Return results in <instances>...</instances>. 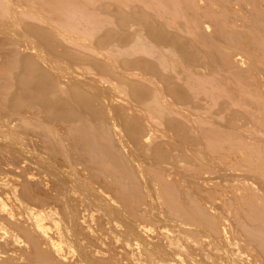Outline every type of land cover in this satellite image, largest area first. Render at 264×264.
I'll use <instances>...</instances> for the list:
<instances>
[{"label":"rangeland","instance_id":"1","mask_svg":"<svg viewBox=\"0 0 264 264\" xmlns=\"http://www.w3.org/2000/svg\"><path fill=\"white\" fill-rule=\"evenodd\" d=\"M262 11L264 0H0V185L11 198L25 167L59 181L64 219L32 208L62 230L67 264H264ZM88 132L115 149L117 172L72 154ZM80 164L95 186L73 174ZM16 202L28 224L31 206Z\"/></svg>","mask_w":264,"mask_h":264},{"label":"bare ground","instance_id":"2","mask_svg":"<svg viewBox=\"0 0 264 264\" xmlns=\"http://www.w3.org/2000/svg\"><path fill=\"white\" fill-rule=\"evenodd\" d=\"M202 1V0H201ZM229 2V1H228ZM227 2V3H228ZM231 2V1H230ZM260 2H261V0H260ZM226 3V4H227ZM244 4H245V2H243ZM246 3H249V2H246ZM255 3V2H254ZM250 4V3H249ZM263 4V3H262ZM229 5H231V4H228V7H230ZM239 6V5H238ZM238 6L236 5V7L234 6H232V9H234L236 12H238V13H240V9L238 8ZM227 7V6H226ZM231 8V7H230ZM256 9V8H255ZM244 11V10H243ZM247 11V10H246ZM262 12H264V11H262ZM243 15V14H242ZM247 15V14H246ZM236 16V15H235ZM241 17V16H240ZM244 17V16H243ZM249 17H250V15H249ZM247 18V17H246ZM239 19H241V18H239ZM248 22H250L249 20H247ZM252 23V22H251ZM247 34V33H246ZM248 35V34H247ZM41 41V40H40ZM1 53V52H0ZM233 55V54H232ZM232 55H230V56H232ZM236 55V54H235ZM228 58V57H227ZM230 58V57H229ZM48 60V59H47ZM46 60V61H47ZM229 60V59H228ZM227 60V61H228ZM232 60H234L236 63L238 62H240L241 60H240V58H238V57H236V56H234V58H232ZM231 60V61H232ZM45 61V60H44ZM45 61V62H46ZM228 64V63H227ZM226 64V65H227ZM240 64V63H239ZM52 65V64H51ZM230 65V64H229ZM37 66V65H36ZM40 66V65H39ZM39 66H37L38 68H36L35 66H34V68H32V71H31V69L29 70L30 72H31V76H30V79H29V81H27L28 83H30L31 82V92H30V94H28V96H31V97H37L38 95V93L35 91V89H36V86L39 84V82H40V80H38V77L40 76H42V73H46L45 71H44V69H42V67H39ZM228 66V65H227ZM52 67V66H51ZM39 68H41L42 69V71L43 72H41L40 70H39ZM6 69V68H5ZM4 70V69H3ZM25 71H26V69H25ZM9 75V74H8ZM46 75L47 74H45V76H44V74H43V76L44 77H46ZM6 77V76H5ZM13 77V76H12ZM22 79V78H21ZM26 79V78H25ZM32 79V80H31ZM43 79H45V78H43ZM7 80V79H6ZM48 79H46V81H47ZM7 82V81H6ZM43 82V81H42ZM48 82H50L49 80L47 81V83L46 84H48ZM44 83V82H43ZM46 84H43L44 86H46ZM51 84V83H50ZM39 86V85H38ZM48 86V85H47ZM8 87V86H7ZM50 87V86H49ZM20 88V87H19ZM29 88V89H30ZM45 88H47V87H45ZM25 90H26V87H25ZM47 90V89H46ZM55 90V89H54ZM47 91H49V88H48V90ZM53 91V90H52ZM43 93L45 94V90L43 91ZM43 95V94H42ZM48 95V94H47ZM47 95H46V97H47ZM82 95V94H81ZM26 96V95H25ZM84 96V95H83ZM46 97H42L41 95H40V97L38 98V99H41L40 101H41V104L43 103V101H44V98H46ZM45 100H47V102H48V99L46 98ZM29 101V100H28ZM39 101V102H40ZM64 101V100H63ZM29 103V102H28ZM46 103V102H45ZM51 103V102H50ZM62 104V103H61ZM87 104V103H86ZM42 105H44V103L42 104ZM48 105H49V103H48ZM48 105H47V103H46V105L45 106H47L48 107ZM56 105V104H55ZM59 106V105H58ZM62 106V105H61ZM46 107V108H47ZM49 107H51V106H49ZM63 107V106H62ZM60 108V107H59ZM58 108V109H59ZM67 108V107H66ZM48 110H49V108H48ZM62 110V109H61ZM50 111V110H49ZM72 112V111H71ZM11 113V112H10ZM51 113V112H50ZM57 113V112H56ZM7 116V115H6ZM66 116V115H65ZM103 116V115H102ZM41 119V118H40ZM91 119V118H90ZM49 122V121H48ZM90 122V121H89ZM15 123V122H14ZM33 124V123H32ZM92 125V124H91ZM60 126V125H59ZM80 126V125H79ZM25 127V126H24ZM64 127V126H63ZM62 128V127H61ZM65 128V127H64ZM67 128V127H66ZM17 129V128H16ZM56 130V129H55ZM66 130V129H65ZM72 130V129H71ZM5 132V131H4ZM61 132V131H60ZM99 132V131H98ZM77 133V132H76ZM92 133H96V132H91L90 134H89V132L87 133V134H78L77 136L78 137H76V138H74L73 137V135H72V137H73V145L71 146V147H75L74 148V151H73V155H75V153L77 152V150H79V149H81L82 147V150H79L77 153H78V155H82V157L83 156H87L88 158L90 157V158H92L93 157V159L96 157V160H95V162L98 160V158H99V160L101 161V162H103V164L102 163H100L99 162V164L100 165H104V163L109 167V168H111L112 170L114 169V166H118V165H120V163L121 162H116L117 161V157H116V153H114L113 152V150H115V149H112L111 148V146H109L108 145V143H106V141H107V139H106V141H105V138L104 137H102L101 135H103V134H101V135H99V134H97V135H94V134H92ZM68 134V133H67ZM68 135H70V133L68 134ZM68 135H66L65 134V136H68ZM70 135V136H71ZM55 136H56V134H55ZM74 136H76V135H74ZM57 138V137H56ZM134 138V137H133ZM65 140H66V137L64 138ZM69 139V138H68ZM67 139V140H68ZM109 140V139H108ZM69 141H70V139H69ZM69 141H64L65 143H69ZM7 142V141H6ZM29 143H31V142H29ZM35 144V143H34ZM59 144V143H58ZM67 145V144H66ZM70 146H69V148H70ZM19 147V146H18ZM23 147V146H22ZM67 147H68V145H67ZM78 147H81V148H79V149H77L76 151H75V149L76 148H78ZM28 148V147H27ZM73 148H71L72 150H73ZM7 149V148H6ZM23 150V149H22ZM68 151H70V149L68 150ZM26 152V151H25ZM2 154V153H1ZM5 154V153H4ZM77 155V154H76ZM7 156V155H6ZM10 156V155H9ZM60 156V155H59ZM62 156V155H61ZM5 157V156H4ZM79 157V156H78ZM81 156H80V159L82 158ZM85 157H83V158H85ZM5 158H7V157H5ZM4 158V159H5ZM45 158V157H44ZM70 158V157H69ZM88 158H85V159H88ZM90 158L88 159L89 160V164H91V165H89V167H88V169H94L95 170V168H92L93 166L95 167L97 164H98V162H96L93 166H92V161H93V159H92V161H90ZM8 159L9 158H7V161H8ZM58 159V158H57ZM20 160V159H19ZM28 160V159H27ZM59 160V159H58ZM62 160V159H61ZM65 160V159H64ZM70 160H72V161H74L73 159H70ZM76 160H78V164H79V162H80V160L77 158ZM88 160H86V161H88ZM4 161H6V160H4ZM14 161H16V160H14ZM83 161H85L84 159H83ZM83 161L81 160V163H83ZM85 161V162H86ZM10 162V161H9ZM17 162V161H16ZM27 162V161H26ZM45 162V161H44ZM48 162V161H47ZM70 162V161H69ZM75 161H74V163H76ZM84 162V163H85ZM4 163V162H3ZM24 163V162H23ZM55 163H56V160H55ZM77 163L75 164V165H77ZM11 164V163H10ZM9 164V165H10ZM12 164H13V162H12ZM73 164V163H72ZM99 164H98V168H96V170H98L99 171V167H101V166H99ZM3 165H8V164H3ZM3 165H1V166H3ZM16 165H18V164H15V166ZM60 165V164H59ZM74 165V164H73ZM81 166L83 165V164H80ZM85 165V167L84 166H82L83 168L82 169H84V170H77L78 172H76V170H73V174L76 176L77 175V177H79L80 178V180H81V182H85V184H88V186H95L94 184H96V181H95V178H96V176H97V174L95 175V177H93L94 175H93V173H94V171H92V172H90L91 170H87V167H86V165H88V164H84ZM106 165H104V166H106ZM20 166V165H19ZM64 166H66V164H64ZM63 166V167H64ZM78 166V165H77ZM91 166V167H90ZM106 166V167H107ZM122 166V165H121ZM120 166V167H121ZM5 167V166H4ZM4 167H2V168H4ZM11 167V166H10ZM107 167V168H108ZM6 168V170H7V168H9L8 166L7 167H5ZM12 168V167H11ZM10 168V169H11ZM17 168V166L15 167V169ZM20 168V167H19ZM76 168V167H75ZM77 168H80V167H77ZM85 168H86V170L87 171H89L88 173H90V174H88V175H91L92 174V177L91 176H88L87 175V171L85 170ZM103 168L104 167H102V170H103ZM123 168V167H122ZM121 168V169H122ZM9 169V170H10ZM22 169V167L20 168V170ZM29 168L28 167H25L24 168V170L23 171H21V172H24V174L22 173V175L21 176H19V178H18V176H17V174H16V176H17V178H13L12 179V181H10V180H8L7 182L10 184V183H13V193L11 192V198L10 197H8V196H6V192H4V191H7V189L9 188H5L6 190H4V185H3V183H2V185H0V254H6L5 256H4V258H0V264H15L18 260H20V258L22 259V257L21 256H23V258L25 257L26 259H27V262H28V264H67L68 263V260L69 259H67V257H65V254H64V244H62V242H61V238H62V236L64 235H61L62 234V232H61V234L59 235V232L60 231H62V230H60L59 232H58V227H57V225H56V223H54V222H52V221H48L46 218H45V216L40 212V211H38V210H36L35 209V207H33L32 208V206H36V207H42V206H45V205H50L51 207L53 206V207H55V208H58V209H60L61 210V216H62V218L64 219V215L66 214L65 212H64V208H66L67 206L66 205H64V202H63V200H62V198L64 197L63 195H62V192H61V189L63 190V188H60V187H62L61 185L59 186V184L60 183H58L56 180H54L52 177H47V179H44V178H40V175H37L36 173H34V174H36V178H34V177H31V176H33V175H29L30 174V172H28V171H30V169L28 170ZM105 169V168H104ZM8 170V171H9ZM12 170H14L13 168H12ZM72 170V169H71ZM102 170H101V172H102ZM105 170H107L108 171V169H105ZM111 170V171H112ZM133 170V169H132ZM4 171V170H3ZM11 171V170H10ZM10 171H9V173H10ZM15 171H17V169L15 170ZM40 171V170H39ZM97 171V172H98ZM110 171V170H109ZM6 173H7V171H5ZM18 172H19V170H18ZM32 172V171H31ZM96 172V171H95ZM100 172V173H101ZM113 172H117V171H115V170H113ZM125 172H126V170H125ZM12 173H13V171H12ZM99 173V174H100ZM104 173V172H103ZM11 174V173H10ZM14 174V173H13ZM12 174V175H13ZM21 174V173H20ZM19 174V175H20ZM32 174V173H31ZM98 174V175H99ZM118 174V173H117ZM128 174V173H127ZM133 174V173H132ZM134 175V174H133ZM39 176V177H38ZM42 176V175H41ZM100 176H102L101 178V180H97V182H100L101 181V185L102 184H104V180H103V178H105V177H103L104 175L102 174V175H100ZM118 176V175H117ZM5 177V176H4ZM38 177V178H37ZM71 177V176H70ZM99 177V176H98ZM12 178V177H11ZM46 178V177H45ZM67 178V177H66ZM74 178V177H73ZM9 179V178H8ZM78 180V179H77ZM104 182H103V181ZM129 181V180H128ZM61 182V181H60ZM70 182H71V179H70ZM75 182V181H74ZM80 182V183H81ZM73 183V182H72ZM107 183V182H106ZM109 183V182H108ZM78 184H79V182H78ZM12 185V184H11ZM100 185V186H101ZM105 185V187H107V186H109L108 184H107V186H106V184H104ZM8 186H10V185H8ZM96 186H98V185H96ZM126 186V185H125ZM133 186V185H132ZM141 186V185H140ZM72 187V186H71ZM84 187V186H83ZM99 187V186H98ZM101 187H104V186H101ZM101 187H99V188H101ZM112 187V186H111ZM4 190V191H3ZM9 190V189H8ZM64 190H65V188H64ZM71 190V189H70ZM75 190V189H74ZM66 191V190H65ZM65 191H63V193L65 192ZM8 192V191H7ZM67 192V191H66ZM75 193V192H74ZM10 195V194H9ZM68 195V194H67ZM67 195H65V196H67ZM73 195V194H72ZM78 195V194H77ZM127 195V194H126ZM71 196V195H70ZM18 197H19V199H20V202H21V200L22 201H24V202H22L23 203V205L21 206V207H23L24 206V204H26L27 203V205H29V206H31V209L32 210H28V209H30V207L28 208V206H27V208L28 209H26L25 208V210H26V212H27V210L28 211H32V212H27L28 214H29V217L28 216H26V217H28L27 218V223L28 224H26V221H23V220H25L21 215H20V213L19 214H16L15 212H14V201L16 202V200H19L18 199ZM73 198H75V197H73ZM76 199V200H75ZM74 200H75V202H74V204L75 203H77L78 201H79V199L78 198H75ZM68 200V199H67ZM66 200V201H67ZM70 200V199H69ZM19 202V201H18ZM137 203V202H136ZM16 204H18V206L20 207V204L19 203H17L16 202ZM67 204V203H66ZM67 205H69L70 206V204H67ZM77 205V204H76ZM86 205V204H85ZM17 206V207H18ZM66 206V207H65ZM24 207H26V206H24ZM46 207V206H45ZM42 208H44V207H42ZM68 208V207H67ZM79 208V207H78ZM22 209V208H21ZM40 209V208H39ZM54 209V208H53ZM76 209V208H75ZM15 210H18V209H16V206H15ZM23 210V209H22ZM21 210V211H22ZM44 210V209H43ZM43 210H41L42 212H43ZM72 210V209H71ZM80 210V209H79ZM20 211V210H19ZM20 211V212H21ZM57 211V210H56ZM22 212H25V211H22ZM22 212H21V214H22ZM25 212V213H26ZM81 212V211H80ZM52 213V212H51ZM65 213V214H64ZM67 213H69L68 211H67ZM75 213H77V211L75 212ZM24 214V213H23ZM50 214V213H49ZM20 215V216H19ZM58 215H60V214H58ZM75 215V214H74ZM78 215V214H77ZM80 215V214H79ZM94 215V214H93ZM19 216V217H18ZM47 216V215H46ZM50 216V215H49ZM69 216V215H68ZM58 217V216H57ZM75 217H77V218H80V217H78V216H75ZM51 218V217H50ZM76 219V218H75ZM84 219V218H83ZM70 220V219H69ZM56 221V220H55ZM74 222V221H73ZM80 222V220L78 221V223ZM140 222V221H139ZM66 224V223H65ZM69 224V223H68ZM84 225V224H83ZM210 224H207V226H209ZM88 227H85V226H82V225H77V231L79 232H77L79 235H81L80 237L82 238V239H84V240H86L89 244H91V245H93L94 243H96V242H98L99 241V238H96L94 235H93V233H91L90 231H87V230H89V228L87 229ZM139 228V227H138ZM91 229V228H90ZM141 229V228H140ZM217 230V229H216ZM218 231V230H217ZM216 231V232H217ZM65 232V231H64ZM72 232V231H71ZM91 234H90V233ZM101 232V231H100ZM69 233V232H68ZM218 233H220L219 231H218ZM77 234V235H78ZM94 234L96 235V233L94 232ZM220 235H222V237H224L225 238V236H226V233L225 232H222V233H220ZM76 236V235H75ZM106 236V235H105ZM72 237V236H71ZM77 237V236H76ZM79 237V238H80ZM107 237V236H106ZM161 238V237H160ZM163 238V237H162ZM227 238V237H226ZM72 239V238H71ZM165 239H166V237H165ZM165 239L163 240L164 242H166L165 241ZM228 240V239H227ZM204 241V240H203ZM82 242V241H81ZM86 242V243H87ZM169 242V243H168ZM72 243V242H71ZM100 243V242H99ZM166 243H168V245H170L171 243H170V241L168 240ZM204 243H205V245H207V247H210V246H208L209 244H207L206 243V241H204ZM172 244H173V242H172ZM171 244V245H172ZM170 245V246H171ZM189 245V244H188ZM201 245H202V242H201ZM86 246H88V245H86ZM89 247V246H88ZM87 247V248H88ZM172 247H173V249L176 251V253H179L178 255H181V254H183V253H180L181 252V249L183 248L182 246H180L179 247V244H177L176 243V245H172ZM205 247V246H204ZM29 248V249H28ZM211 248V247H210ZM89 249V248H88ZM88 249H87V252H89L88 251ZM97 249V248H96ZM202 249H203V247H202ZM205 249H208L209 250V248H205ZM204 249V250H205ZM213 249V248H212ZM100 250V249H99ZM98 250V251H99ZM114 250V249H113ZM184 250V249H183ZM203 250V252H205ZM207 250V251H208ZM214 250V249H213ZM213 250H211L210 249V251H213ZM72 251V250H71ZM92 251V250H91ZM90 251V252H91ZM105 251V250H104ZM117 251V250H116ZM199 251H200V249H199ZM209 251V252H210ZM67 252V251H66ZM78 252V251H77ZM86 252V251H85ZM89 252V253H90ZM95 253H96V250L94 251ZM93 252V253H94ZM101 252H102V250H101ZM202 252V251H201ZM200 252V253H201ZM201 253V254H204V253ZM199 253V254H200ZM3 255H1V256H3ZM89 255V254H88ZM91 255H92V253H91ZM90 255V256H91ZM107 255V254H106ZM105 255V256H106ZM0 256V257H1ZM68 256V255H67ZM73 256V255H72ZM94 256V255H93ZM96 256H97V253H96ZM215 256L217 257L216 259H218V260H220V262H221V260L223 261V257H221V254H218V253H216L215 254ZM80 257V256H79ZM86 257V256H85ZM110 257V256H109ZM69 258V257H68ZM73 258V257H72ZM83 258V257H82ZM86 258H88V257H86ZM113 258V257H112ZM191 258V257H190ZM96 259V258H95ZM170 259V258H169ZM197 259H199V258H197ZM212 259V258H211ZM25 260V259H24ZM24 260H21V262L22 261H24ZM74 260V259H73ZM79 260H81V259H79ZM88 260V259H87ZM99 260V259H98ZM122 260V259H121ZM69 261H71L72 262V259L71 260H69ZM107 261V260H106ZM213 261V260H212ZM20 262V261H19ZM18 262V263H19ZM102 262V261H101ZM104 262V261H103ZM109 262V261H108ZM136 262V261H135ZM194 262V261H193ZM199 262V261H198ZM73 263V262H72ZM75 263V262H74ZM77 263V262H76ZM225 263V262H224ZM224 263H222V264H224ZM23 264V263H22ZM25 264V263H24ZM94 264V263H93ZM105 264H107V263H105ZM110 264H112V263H110ZM114 264V263H113ZM130 264V263H129ZM202 264V263H201ZM212 264H215V263H212Z\"/></svg>","mask_w":264,"mask_h":264}]
</instances>
